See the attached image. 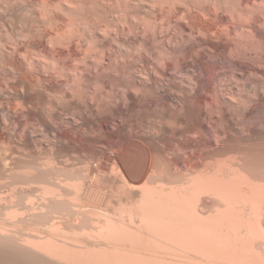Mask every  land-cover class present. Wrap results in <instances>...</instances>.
<instances>
[{
	"label": "bare ground",
	"instance_id": "1",
	"mask_svg": "<svg viewBox=\"0 0 264 264\" xmlns=\"http://www.w3.org/2000/svg\"><path fill=\"white\" fill-rule=\"evenodd\" d=\"M140 1L131 0L117 6L102 1L95 3L112 19H125L132 26L127 33L120 25L111 32L122 35L119 43L116 40L109 43L116 54L110 52L113 46L106 50L111 54L101 55L95 66L97 62H93L95 82L90 79L79 83V80L63 79L65 68L61 64L68 57H76L78 45L83 43L74 39V30L57 29L60 27H55L57 17L50 15V11L46 14L49 28L44 27L49 30L43 28L39 32L41 40L31 37L32 34L26 41L18 42L16 0H0V31L4 35L0 37V176L20 179L9 184L8 189L3 184L6 189L4 192L0 189V203L15 207L11 204L17 193L25 194V186L35 183L41 192L36 195L41 194L36 205L45 210L48 200L64 202L68 198L62 192L66 189L64 185L67 189H78V183L67 179L56 182L64 187L62 191L48 187L47 182L60 169H56L55 158L35 155L37 143L33 134L36 131L30 130L27 121L31 119L37 121L52 141L60 142L61 146L53 144L57 149L54 155L61 153L63 157L62 152L68 149L80 151L85 146H93L96 151L92 154L105 157L122 169L139 156L150 162L148 176L156 172L185 171L188 178L184 177L186 180L179 183L178 190L172 187L167 191L161 185L155 193V189H150L151 193L148 188L139 191L137 212L128 213L124 209L125 216L118 212L120 217L116 220L121 223H117L120 228L114 220H110L114 225L109 219L94 222L93 227L97 229L90 230L94 232L90 234L100 236L101 240L91 237L101 242L94 243L91 250L83 245L78 248V238L74 237L78 232L74 234L71 229V234L65 232L69 238L65 233L66 237L60 235L61 218L56 221L52 217L54 211L52 216L47 212L53 219L47 217L46 224L39 219L44 228L38 227V222L35 226L33 221L31 228L30 215V226L25 224L24 228V223L19 227L16 223L19 220L14 222L19 218L15 214L20 208L8 209L5 205L7 210L2 211L14 223L3 220L5 212L0 213V264H264V14L262 18L251 13L242 17L234 10L202 8V2L210 3V0H167L166 4L164 0H148L149 4ZM218 1L221 4L229 0ZM139 2L145 5L139 7ZM56 4L59 9L77 12L82 5L78 0H59ZM139 11L150 18L147 23L133 20L140 21L142 16L128 18V13ZM96 42L102 44L99 39ZM28 46L45 49L50 62L35 64L33 56L24 53ZM91 84L97 88L91 89ZM244 86L247 90L241 94ZM180 151L190 153V158L195 160L192 159L193 164L178 163L179 156H175ZM201 194L215 200L209 210L211 214L206 212L209 218L204 220L199 219L202 214L198 215L197 211L191 215L186 211L191 204L190 195ZM31 198H26L27 205L29 202L34 210L37 201ZM70 198L77 204L73 203L77 214V197ZM22 209L16 215L23 217ZM187 217H192V222ZM16 226V230L24 228L25 234L33 231L31 234L37 235L19 233L14 229Z\"/></svg>",
	"mask_w": 264,
	"mask_h": 264
},
{
	"label": "rangeland",
	"instance_id": "2",
	"mask_svg": "<svg viewBox=\"0 0 264 264\" xmlns=\"http://www.w3.org/2000/svg\"><path fill=\"white\" fill-rule=\"evenodd\" d=\"M18 1V2H17ZM24 1V2H23ZM58 2L59 0H16V2H15V4H16V13H17V16H18V21H17V23H16V26H15V32H16V35L18 36V38H17V41L18 42H20L21 41V43H22V41L24 42V41H26L28 38H30V36L33 34V36H31V37H34V38H37L36 40H41V36H42V30H44L45 28V26H46V28H49L48 26V19H47V15L46 14H48L50 11V15L52 14L55 18L57 17V25L55 26L56 28H57V26L59 27V28H57V29H59V30H64V32L65 31H67L66 29H71V30H74V34H73V36H74V39H80V40H82L81 42H83V43H85V44H79L80 45V47H79V45H78V48H79V51H78V53H79V55H78V53L76 54V57H78V58H76V57H74L75 55H73L71 58L70 57H68L67 59H65V60H63L62 62H61V64L63 65V67L65 68V70H64V74H65V77H63V79H67V80H71L70 82H74V81H78L79 80V83H80V81H83V82H85V80H92V81H94V74H93V69H94V66L95 65H97L98 64V61L99 60H101V58L104 56V53H105V55L106 54H116V50H113L114 49V46L113 45H111V44H109V43H114L115 42V40H116V42H118L119 43V41H120V39H121V37H122V35H115V34H113L115 31H114V29H116L117 27H120V26H122V27H120V28H123V31H124V33H125V31H126V33H127V29L130 31L131 30V24H129V22L130 21H126L127 22V24H125L126 22H125V19H122V18H111L110 16H108L107 15V13L106 12H104V10H103V8L102 7H100L99 8V6L97 7V5L95 4V3H99V2H101L102 1V3H104V4H106V5H113V6H117V4H123V3H125V2H129V1H131V0H78L79 2H81V9H79L78 10V12H77V10H62V9H59V7L58 6H56L57 4H56V2ZM106 1V2H105ZM124 1V2H123ZM135 1V0H134ZM140 1V0H139ZM144 1H146V3L145 4H147V2H148V4L150 3L148 0H144ZM160 1H162V0H160ZM165 1H167V0H164L163 1V3H165ZM214 1V2H213ZM240 1V2H239ZM242 1H245V2H242ZM248 0H231V2H230V0L229 1H227V2H221V4H220V2L218 1V0H210V3H209V1H204V2H202L203 3V5H202V3L200 4V5H202V8H208V10H211L212 11V9H219V11H225V12H230V11H237L238 13H241V16L243 17L244 15L246 16V15H250V13H251V15H253V16H256V17H263V14H264V11H262L263 9H264V0L262 1H260V0H249L248 2H249V4H248V2H247ZM260 1V2H259ZM42 2V3H41ZM44 2V3H43ZM45 2H47L46 4H45ZM50 2V3H49ZM88 2V3H87ZM92 2H94V4H92ZM141 2V1H140ZM139 2V3H140ZM142 2H143V0H142ZM213 2V3H212ZM216 2V3H215ZM234 2H235V5H234ZM237 2H239V3H237ZM252 2H254L256 5H254V3H252ZM263 3V4H258V3ZM20 3V4H19ZM30 3V4H29ZM35 3V4H34ZM55 4V6H54V4ZM131 3V2H130ZM137 4L139 7L141 6H144L145 4H143V3H140V4ZM158 4H160V5H162L163 3L162 2H160L159 3V1L157 2ZM162 3V4H161ZM227 3V4H226ZM245 5H244V4ZM48 4H50V5H48ZM89 4V5H88ZM157 4V5H158ZM166 4V3H165ZM208 4V5H207ZM213 4V5H212ZM27 5V6H26ZM30 5V6H29ZM41 5V6H40ZM51 5H52V7H51ZM94 5H96V6H94ZM164 5V4H163ZM162 5V6H163ZM222 5H223V7H222ZM232 5V6H231ZM236 5H237V7H236ZM239 5H240V7H239ZM263 5V6H262ZM20 6V7H19ZM43 6H45V7H43ZM47 6V7H46ZM50 6V7H49ZM82 6H83V8H82ZM92 6H94V7H92ZM208 6V7H207ZM210 6H211V8H210ZM220 6V7H219ZM226 6V7H225ZM244 6V7H243ZM249 7L250 9L248 10V8L247 7ZM258 6V7H257ZM259 6H260V8H259ZM263 7V9H262V7ZM41 7H43V8H41ZM58 7V8H57ZM164 7H166V5H164ZM218 7V8H217ZM233 9H232V8ZM243 9H242V8ZM253 7V8H252ZM27 10H26V9ZM48 8H49V10H48ZM56 8V9H55ZM102 8V9H101ZM221 8V9H220ZM237 8H239V9H237ZM255 8L257 9V10H255ZM42 9V10H41ZM46 9H47V11H46ZM53 9V10H52ZM87 9V10H86ZM100 9V10H99ZM135 8H133L132 9V11L134 10ZM241 9V10H240ZM246 9V10H245ZM260 9H262V10H260ZM31 10V11H30ZM89 10V11H88ZM39 11V12H38ZM79 11H81V12H79ZM135 11V10H134ZM249 11V12H248ZM252 11V12H251ZM261 11V12H260ZM30 12V13H29ZM47 12V13H46ZM76 12V13H75ZM38 13H40L41 14V16L40 17H38L39 15H38ZM45 15H44V14ZM104 13V14H103ZM31 16H30V15ZM33 14V15H32ZM35 14H36V16H37V18H34V17H36L35 16ZM130 14V15H129ZM244 14V15H243ZM27 15V16H26ZM57 15V16H56ZM74 15V16H73ZM128 15V18L130 19V17H131V19L134 17L135 18V15L136 16H142V12H138L137 14L136 13H128L127 14ZM133 15V16H132ZM262 15V16H261ZM43 16H44V18H43ZM60 16V17H59ZM71 16V17H70ZM87 16V17H86ZM244 16V17H245ZM30 17V18H29ZM59 17V18H58ZM83 17V18H82ZM93 17V18H92ZM101 17H103V18H101ZM116 17H118V15L116 16ZM145 16H144V14H143V16H142V18H140V21L138 20V19H133V20H137V22H139V24H140V22H141V24H143L144 22L145 23H147V19H150V18H146V19H143ZM35 20H34V19ZM39 18V19H38ZM45 19L44 21H43V19ZM70 18V20H71V22H70V20H67V19H69ZM86 18V19H85ZM96 18H98V19H96ZM73 19H74V21H73ZM80 20V21H79ZM83 20V21H82ZM97 20V21H96ZM124 20V21H123ZM143 20V21H142ZM27 21V22H26ZM29 21H31V22H29ZM66 23H65V22ZM69 21V22H68ZM75 21H77V22H75ZM85 21V22H84ZM95 21V22H94ZM149 21V20H148ZM62 22V23H61ZM79 22V23H78ZM88 22V23H87ZM91 22V23H90ZM110 22V23H109ZM47 23V24H46ZM68 23V24H67ZM69 23H71V25H69ZM75 23H76V25H75ZM99 23V25L98 26H95V25H97ZM113 23V24H112ZM116 23H118V24H116ZM131 23V22H130ZM66 24V25H65ZM84 24H85V26H84ZM88 24V25H87ZM107 24V25H106ZM130 25V27H129V25ZM48 25V26H47ZM78 25V26H77ZM81 26V28H80V26ZM113 25V26H112ZM120 25V26H119ZM19 26V27H18ZM40 26V27H39ZM65 26V27H64ZM70 26V27H69ZM75 27V28H72V27ZM82 26H83V28H82ZM100 26V27H99ZM104 26H106V27H104ZM63 27V28H62ZM77 27V28H76ZM94 27V28H93ZM109 27H111V28H109ZM113 27V28H112ZM22 28V29H21ZM35 28V29H34ZM39 28V30H37ZM42 28V29H41ZM44 28V29H43ZM60 28H62V29H60ZM84 28H86V29H84ZM89 28H91V29H89ZM102 28V29H101ZM104 28V29H103ZM41 29V30H40ZM77 29V30H76ZM79 29V30H78ZM81 29V30H80ZM96 29H100V31H98L97 33L95 32V30ZM32 30V31H31ZM34 30V31H33ZM37 30V31H36ZM45 30H49V29H45ZM84 30V31H83ZM86 30V31H85ZM88 30V31H87ZM90 30H91V33H89L90 32ZM102 30H103V32H102ZM35 31H36V33H35ZM80 31V32H79ZM92 31H93V33H92ZM128 31V32H129ZM22 32V33H21ZM29 32V33H28ZM39 32H41V33H39ZM63 32V31H62ZM76 32V33H75ZM86 32V33H85ZM87 32L89 33V34H87ZM102 32V33H101ZM110 32V33H109ZM111 32H113V33H111ZM44 33V32H43ZM84 33V34H83ZM109 33V34H108ZM1 34H3V32L1 33V31H0V37L2 38L4 35H1ZM34 34H36V35H34ZM93 34V35H92ZM100 36H99V35ZM23 35H27V36H29V37H27V38H25V36H23ZM80 35V36H79ZM103 37H102V36ZM104 35H106L105 37H104ZM83 36V37H82ZM115 36V37H114ZM119 36H121V37H119ZM76 37V38H75ZM84 37H85V39H84ZM40 38V39H39ZM82 38V39H81ZM97 38V39H96ZM89 39V40H88ZM90 39H92V41L90 40ZM98 39L99 40H101V42H102V44L100 43V44H97V42L96 41H98ZM94 40V41H93ZM104 40V41H103ZM114 40V41H113ZM86 41V42H85ZM89 41V42H88ZM89 43H91V44H88ZM92 44L94 45V46H92ZM96 44V45H95ZM88 45V46H87ZM109 45V46H108ZM96 46V47H95ZM103 46V47H102ZM113 46V47H112ZM90 47V48H89ZM106 47V48H105ZM108 47V48H107ZM110 47H112V48H110ZM87 50H86V49ZM109 48L111 49L110 50V52L111 51H114V53L113 52H111V53H109V51L107 52L106 50H109ZM24 49H26V50H24V53H26L27 55H30V56H33L32 57V59L36 62L35 64H37V65H42V63H43V65H45V64H48L49 62H50V59H49V57H48V55H47V51L45 50V49H42V48H40V49H36V47H32V46H28V47H26V48H24ZM91 49V50H90ZM107 53H106V52ZM85 52V53H84ZM89 52H90V54H89ZM88 54V55H87ZM97 55H99V56H97ZM101 55H102V57H101ZM82 56V57H81ZM76 58V59H74V58ZM93 57V58H92ZM82 58V59H81ZM79 59V60H78ZM86 60V61H85ZM65 61V62H64ZM81 61V62H80ZM46 62H48V63H46ZM77 62V63H76ZM95 62H97V63H94ZM93 64H94V66H93ZM86 65V66H85ZM77 68V69H76ZM91 70V71H90ZM78 72H80V73H78ZM86 72H88L87 74H86ZM91 72V73H90ZM84 73V74H83ZM63 74V75H64ZM74 74V75H73ZM72 75V76H71ZM88 75V76H87ZM85 76H87V79H86V77ZM79 77H80V79H79ZM85 78V79H84ZM90 80V81H91ZM83 82H81V83H83ZM95 82V81H94ZM94 82L92 83L93 85H94ZM92 84H91V89H95V88H97V86H94L93 88H92ZM245 86L243 87V88H241L240 90V93L242 94V92H243V94L246 92V90H245ZM98 90V89H97ZM244 90V91H243ZM28 121V125H29V127H30V130H32V132L34 133V131H36L34 134H33V138H34V142L35 143H37L36 144V149L34 150V151H36L35 152V155L36 156H39V157H43V158H45L46 156H47V158L49 157L50 159H54L56 162L55 163H57V168L56 169H60V170H55L54 172H55V174L53 175V177L51 178V179H49L50 181H48L47 183H48V187H51V188H54L55 187V189H60V191H62L63 189H64V187L62 186V187H60L61 186V184L60 185H58L56 182H61V183H63V181H65L66 179L67 180H69L70 182H75V184L76 183H78V191L76 190V188H69V189H67V185H64V186H66L65 188L66 189H64L62 192L63 193H65V197H68V198H70V197H74L75 199H76V197H77V200H78V213L76 214L75 212H76V210H73V208L75 209V205H77V204H75L74 202V199H72V200H68V198H66L65 200H68V202L66 203L65 202V200H64V202H55V201H51V200H48V201H50L48 204H46L45 206L47 207V209L44 207V209L45 210H41L40 208L41 207H39V205H36L37 203H38V200H39V198H40V195L39 196H36V195H38L39 193H41V192H39L40 191V188L39 187H37V185L35 186V183L33 184V185H26V186H28V187H26L25 185H23L22 187H24L25 186V188L24 189H27V190H24V192H25V194L24 193H17V195H16V199L14 200V202L11 204V205H16L15 207H11L10 205H8L6 202V204H4V203H0L1 205H0V213H4L6 210H7V207L6 206H8V209H9V207H10V209H13V208H15V209H22L23 210V217L21 216V215H16L17 213L18 214H20V213H22V211L20 212V209L18 210V212L15 214V218H16V216L17 217H19V218H16V219H14V222L15 221H17V220H19V221H17L16 223L18 224V226L20 227L21 226V222H22V224H23V227L25 228V224H29V222H30V224H31V228L32 227H34L33 226V222H35L34 224H36L37 222V224L39 225L38 227H43L44 228V224H46V222L47 221H49L48 219H56V221L58 220V218H61V219H59V227L62 229H60L59 228V230L60 231H62L61 233H60V235L62 234V236H64V237H66V235H63L65 232H68V233H72V231H73V233L75 234V232H78V233H76V235H74V237H76V240H77V238H78V241L77 242H79V246L80 247H78V248H81L82 247V245L83 246H86V247H89L90 248V250L92 249V247H93V245H94V243H98L100 240H101V237L100 236H97L96 234H95V237H94V235L92 236V234L94 233V232H91V231H94V228H96L97 229V227H93L94 225L96 226V222L98 223L99 221H101V222H103L104 220H106V219H109V221L111 220V221H113L114 220V222L116 223L115 225H116V227H118V226H120L119 224H121L119 221H117L118 219H117V217H120V215L121 216H125L124 214L126 213V211L125 210H127V212L129 213V211L130 212H135L136 210L135 209H137V207H136V202H137V199L139 198V191H141V190H144V189H147L148 188V191L149 192H151L152 193V191H153V193H155V192H158L157 191V187H160L161 185L163 186V187H165V188H163V189H165V190H171V189H169V188H172V189H174V190H178V188H180L178 185H180L179 183H181V182H183V181H185L186 180V178H188V176L186 175L187 174V172L185 173V171H176L175 173L173 172V174L172 173H166V172H156V173H154L153 175H149L148 176V173L146 172V170H147V168L149 167V164H150V162L147 160V161H145L146 159H144V158H142V157H140L139 158V156H138V158L136 157V158H134V159H132V160H130V162L128 161L127 163H129L128 165H129V167H128V165H127V168H125V169H122V168H120L119 166H115L114 165V163H112V161H110L109 159H107V158H105V157H101V156H99V155H94V154H92L93 152H95L96 151V148H94L93 146H85V148L83 149V150H80V151H72L71 149H68L67 151H63L62 152V156L63 157H61V153L59 154H57V155H54V154H56V150L57 149H55L54 147H53V144L54 145H56V146H61L59 143L60 142H58V141H52L53 139H51L49 136H47L46 135V133H45V131L43 130V128L42 127H40L39 126V124L37 123V121L35 120V119H31V120H27ZM31 122H33V123H31ZM32 124V125H31ZM35 124V125H34ZM37 124V125H36ZM32 126V127H31ZM34 126V127H33ZM36 126V127H35ZM40 130V131H39ZM37 132H39V133H37ZM37 138V139H36ZM36 140H37V142H36ZM43 141V142H42ZM54 142H56V143H54ZM45 143V144H44ZM39 144H42V146L41 145H39ZM48 145V146H47ZM37 146H38V148H37ZM39 146H41V147H39ZM52 147V148H51ZM88 147H89V149H88ZM49 148H50V150H49ZM59 148V147H58ZM40 150V151H38V150ZM48 149V150H47ZM52 149V150H51ZM42 150H44V151H42ZM89 150V151H88ZM52 151V154L50 153ZM53 151H55V152H53ZM71 151V152H70ZM75 152V153H74ZM90 152V153H89ZM66 153L67 155H65L64 156V154ZM68 153H70V154H68ZM177 153H179V154H177ZM176 153V156L175 157H177L178 158V156H179V158H178V163H182V164H184L185 165V163H186V165H187V162H188V165L191 163V162H194L195 160L191 157L190 158V156L189 155H191L190 153H188V152H185L184 153V151H180V152H177ZM187 153V154H186ZM182 154V155H181ZM50 155H52V156H50ZM57 156V157H56ZM60 156V157H59ZM72 156V157H71ZM93 156H94V158H93ZM189 156V157H188ZM69 157V158H68ZM72 159H71V158ZM78 157H81V158H78ZM98 158H100V159H98ZM102 158V159H101ZM176 158V159H177ZM190 158V159H189ZM77 159V160H76ZM82 159V160H81ZM84 159H85V161H84ZM136 159V160H135ZM143 159V160H142ZM185 159V160H184ZM192 159L194 160V161H192ZM66 160V161H65ZM89 160V161H88ZM184 160V161H183ZM190 161V162H189ZM60 162V164H58ZM61 162H63V163H61ZM74 162V163H73ZM84 162H85V164H84ZM141 162V163H140ZM144 162V163H143ZM99 163H100V165H99ZM191 164H193V163H191ZM56 165V164H55ZM58 165H59V167H58ZM63 165V166H62ZM72 165H73V167H72ZM77 165V166H76ZM88 165V166H87ZM98 167H97V166ZM131 165H132V167H131ZM135 165V166H134ZM163 167L165 166V165H163V164H161ZM160 165V166H161ZM71 166V167H70ZM114 166V167H113ZM145 166V167H144ZM95 167V168H94ZM118 167H119V169H118ZM142 167V168H141ZM62 168H66L65 170L64 169H62ZM71 168V169H70ZM93 169V170H92ZM97 169V170H96ZM64 170V171H63ZM125 170V171H124ZM134 170V171H133ZM68 171V172H67ZM112 171V172H111ZM147 173H145V172ZM63 172V173H62ZM91 172V173H90ZM127 172V173H126ZM57 173V174H56ZM115 173H117V174H115ZM145 173V174H144ZM166 173V174H165ZM177 173V174H176ZM183 173V174H182ZM184 173H185V175H184ZM59 174V175H58ZM115 174V175H114ZM121 176L122 175V177H120L119 175ZM161 174V175H160ZM182 175V176H181ZM184 175V176H183ZM60 176V177H59ZM186 176V178H184ZM55 177V178H54ZM184 179H183V178ZM1 178H3L2 180H1ZM5 178V179H4ZM8 177H6V176H0V183L1 182H3L2 183V186H3V188L1 187L0 189H2L3 191H1V192H4L5 191V189H6V187H7V189H8V185L9 184H13L12 182L14 181V180H16V183L17 182H19L20 181V179H18V178H8ZM54 178V179H53ZM57 178H61V180L60 181H56V179ZM10 179H13V180H11L10 181ZM53 179V180H52ZM63 179V180H62ZM65 179V180H64ZM9 180V181H8ZM120 180H121V182H120ZM8 184H7V183ZM9 182H11V183H9ZM14 183H15V181H14ZM56 183V184H55ZM124 185H123V184ZM3 184H6L5 186L3 185ZM20 184V183H19ZM53 186H52V185ZM80 184V185H79ZM156 184V185H155ZM158 184V185H157ZM168 184V185H167ZM175 184V185H174ZM177 184V185H176ZM182 184V183H181ZM63 185V184H62ZM167 185V186H166ZM173 185V186H172ZM31 186V187H30ZM56 186H57V188H56ZM82 186V187H81ZM145 186H148V187H145ZM174 186H178V187H174ZM181 186V185H180ZM70 187V186H69ZM153 187V188H152ZM31 188V189H30ZM38 188V189H37ZM82 188V189H81ZM121 188L123 189V190H121ZM141 188H143V189H141ZM150 189L152 190V191H150ZM159 189H162V188H159ZM37 190H38V193H37ZM167 190V191H168ZM18 191V190H17ZM27 191V192H26ZM31 191V192H30ZM29 192V193H28ZM67 193V194H66ZM125 193V194H124ZM5 194V193H4ZM138 194V195H137ZM31 195V196H30ZM77 195V196H76ZM32 197L31 199H33V198H36V199H33V201L35 200V201H37V202H34L35 204H34V206H37V208L35 207L34 208V210H31V208H32V206H31V208H30V203L28 202V204L29 205H27V197ZM70 196V197H69ZM76 196V197H75ZM138 196V197H137ZM194 198H193V197ZM38 197V198H37ZM195 197L196 196H194V195H190V202H191V204H189V206L186 208L187 210V212L188 213H190L189 215H191L192 214V212H194V211H197L198 212V215H200V214H202V215H200L201 216V218H200V216H199V219L200 220H204V218L206 219V218H209L208 217V214L210 215L211 213H209V210H210V208H211V206L213 205V203H214V198H212V197H210V196H208L207 194H201V195H199V196H197L196 197V199H195ZM22 198H25V199H23L22 200ZM127 198V199H126ZM193 198V199H192ZM212 198V199H211ZM20 199V200H19ZM38 199V200H37ZM121 199V200H120ZM195 199V200H194ZM139 200V199H138ZM72 203V201H74L73 203L75 204H73L72 203V205H73V207H72V205L70 204V202ZM134 201V202H133ZM192 201H194L193 203H192ZM18 202H19V204H18ZM51 202H53V203H51ZM55 203H58V205L57 204H55ZM62 203V204H61ZM123 203V204H122ZM24 204V205H23ZM26 204V205H25ZM52 204H54V205H52ZM60 204V205H59ZM64 204V205H63ZM126 204V205H125ZM212 204V205H211ZM6 205V206H5ZM19 205V206H18ZM49 205V206H48ZM51 205V206H50ZM71 205V206H70ZM120 205L121 206H124L123 208L122 207H120ZM137 205H138V202H137ZM5 206V207H4ZM27 206H29V207H27ZM55 206V207H54ZM69 206V207H68ZM136 208H135V207ZM192 206H193V208H192ZM197 206V207H196ZM1 207H4V208H1ZM19 207V208H18ZM50 207V208H49ZM64 207V208H63ZM71 207H72V209H71ZM80 207V208H79ZM191 207V208H190ZM204 207V208H203ZM25 208V209H24ZM26 208H27V210L28 211H34L33 213L34 214H32V212L29 214V212L28 211H26ZM38 208L40 209V210H38ZM42 208H43V206H42ZM54 208V209H53ZM59 208H60V210H59ZM66 208H67V210H66ZM69 208H70V210H69ZM131 208H134L133 209V211H131ZM199 208H200V210H199ZM202 208V209H201ZM207 208V209H206ZM2 209L4 210L5 209V211L3 212L2 211ZM14 209V210H15ZM51 209V210H50ZM125 209V210H124ZM195 209V210H194ZM26 212H25V211ZM55 210H56V212L57 213H59V215L55 212ZM185 210V209H184ZM193 210V211H192ZM36 211V212H35ZM41 211H44V213H40ZM52 211H54V213L56 214V218H55V214H54V216H52L53 214H52ZM59 211V212H58ZM64 211V212H63ZM106 211H107V213H106ZM124 211V212H123ZM203 211H204V213H203ZM20 212V213H19ZM47 212L49 213V215L50 216H52L51 218H50V216L47 214ZM61 212H63V213H61ZM71 212V213H70ZM73 212L75 213V214H73ZM80 212V213H79ZM118 212H120V215H119V213ZM123 212V213H122ZM137 212V211H136ZM187 212H185V213H187ZM206 212H208V214L206 213ZM211 212V211H210ZM24 213L26 214V215H24ZM36 213H38V215H36ZM51 213V214H50ZM110 213V214H109ZM127 213V214H128ZM187 213V214H188ZM6 212L3 214V217H5L6 218ZM40 214H44V215H40ZM123 214V215H122ZM126 214V215H127ZM2 215V214H1ZM0 215V218L2 217ZM28 215H30L31 217L32 216H35V217H30L29 218V216ZM61 215V216H60ZM65 215V216H64ZM72 215H75L74 217L72 216ZM76 215H77V217H78V219H77V217H76ZM114 215V216H113ZM116 215V216H115ZM43 216V217H42ZM44 216H46L45 218H44ZM59 216V217H58ZM68 216H69V218H68ZM107 218H106V217ZM108 216H110V217H108ZM111 216H113V217H111ZM204 216H206V217H204ZM47 217H48V219H47ZM193 217V216H192ZM192 217H189V219L191 218V219H193ZM25 218V219H24ZM28 218H29V222H28ZM66 218V219H65ZM73 218H75V220L73 219ZM115 218V219H114ZM194 218H195V216H194ZM2 219V218H1ZM32 219V220H31ZM37 219V220H36ZM39 219H41V221L40 222H42V220H43V223L44 224H42V223H40L39 224ZM73 219V221H72V223L74 224H72L71 223V220ZM77 219V220H76ZM104 219V220H103ZM117 219V220H116ZM185 219H187L188 221H189V219H188V217L187 218H185ZM191 219H190V221H191ZM3 220H5V221H8L9 220V218H8V220H7V218L6 219H3ZM46 220V221H45ZM70 220V221H69ZM103 220V221H102ZM117 222H116V221ZM13 220H9V222H12ZM25 221H26V223H25ZM33 221V222H32ZM69 221V222H68ZM110 221V223L112 224V225H114V222H111ZM14 222H12V224L14 223ZM76 222V223H75ZM95 222V223H94ZM192 222V221H191ZM15 223V225H17ZM65 223V224H64ZM117 223H119V224H117ZM30 224L28 225V226H30ZM37 224L35 225V226H37ZM76 224V225H75ZM43 225V226H42ZM73 227H72V226ZM65 226V227H64ZM75 226H77L76 227V229H75ZM98 226V225H97ZM67 227L69 228V229H67ZM15 228H17V226L16 227H14V229ZM21 229V230H16V231H19V233H22L23 231L22 230H24V231H26L25 229ZM31 228L30 227H28L27 229L29 230H31ZM73 228V229H72ZM118 228H120V227H118ZM118 228H115V229H118ZM34 229V228H33ZM72 231H71V230ZM75 229V230H74ZM78 229V230H77ZM95 229V230H96ZM64 230V231H63ZM91 230V231H90ZM32 231V230H31ZM75 231V232H74ZM31 233H33L34 234V232L32 231V232H26V234H27V236L30 234L31 236L33 235V234H31ZM70 233V234H71ZM88 233L90 234V233H92V234H90L89 236H88ZM23 234H25L24 232H23ZM25 234V235H26ZM57 234V231H56V233H55V235ZM65 234H67V233H65ZM35 235H37L36 233H35ZM35 235H33L34 237H35ZM67 235H69V234H67ZM31 236H29V237H31ZM57 236V235H56ZM58 236H59V234H58ZM57 236V237H58ZM95 239V238H97V239H100L99 241L96 239V240H94L92 237ZM70 237V235L68 236V237H66V238H69ZM73 237V234H72V238H74ZM100 237V238H99ZM33 238V237H32ZM104 239V238H103ZM71 239H69V241H70ZM72 241V240H71ZM103 241V240H102ZM74 242V241H73ZM101 242V241H100ZM75 243V242H74ZM81 243V244H80ZM86 247H84V248H82V249H84V251H85V248ZM159 251H162V250H159ZM86 252V251H85ZM164 252V250L161 252V253H163Z\"/></svg>",
	"mask_w": 264,
	"mask_h": 264
}]
</instances>
